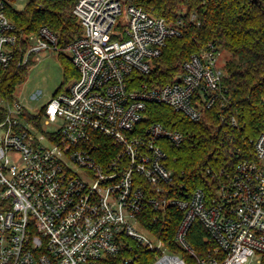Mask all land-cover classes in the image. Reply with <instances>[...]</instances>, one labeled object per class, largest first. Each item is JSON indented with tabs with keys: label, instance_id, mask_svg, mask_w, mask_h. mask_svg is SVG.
I'll return each mask as SVG.
<instances>
[{
	"label": "built area",
	"instance_id": "built-area-1",
	"mask_svg": "<svg viewBox=\"0 0 264 264\" xmlns=\"http://www.w3.org/2000/svg\"><path fill=\"white\" fill-rule=\"evenodd\" d=\"M64 1L82 26L67 47L48 27L19 33L10 0H0V85L42 50L68 56L78 74L38 115L0 95V264H264V130L227 154L228 129L240 123L221 51L209 43L171 82L151 83L197 15ZM151 105L194 122L220 112L218 152L227 155L204 166L208 189L174 173L167 150L184 135L152 122ZM42 112L47 125L63 122L56 133L43 131Z\"/></svg>",
	"mask_w": 264,
	"mask_h": 264
},
{
	"label": "trees",
	"instance_id": "trees-1",
	"mask_svg": "<svg viewBox=\"0 0 264 264\" xmlns=\"http://www.w3.org/2000/svg\"><path fill=\"white\" fill-rule=\"evenodd\" d=\"M264 2V0H262ZM15 0L7 4V14L25 35L38 34L48 27L59 38L61 47H67L82 34V26L73 13L74 2L64 0H29L23 11L13 7ZM160 17L171 20L179 14L195 13L197 21L189 25L180 38L169 42L162 58L152 74L154 85L171 82L181 71L182 64L192 54L204 50L209 43L230 54L226 62L224 80L232 96V113L240 123L239 128H227L232 139L228 141L227 154L232 144H242L256 138L264 130V6L256 0H133ZM200 23V25H198ZM65 81L77 78V70L71 59L63 53ZM33 62L26 66L13 64L0 85V95L12 97L17 87L28 76ZM60 93L58 90L55 96ZM148 115L152 122H160L171 130L184 135L180 146L169 144V163L176 175L184 174L193 182V189H208L209 177L204 166L226 157L218 152L220 112L207 113L200 122L189 120L183 114L166 105H151ZM43 112L38 117L40 123Z\"/></svg>",
	"mask_w": 264,
	"mask_h": 264
},
{
	"label": "rangeland",
	"instance_id": "rangeland-1",
	"mask_svg": "<svg viewBox=\"0 0 264 264\" xmlns=\"http://www.w3.org/2000/svg\"><path fill=\"white\" fill-rule=\"evenodd\" d=\"M28 2L29 0H15L13 7L18 11H23ZM229 59L230 54L221 51L219 66L224 68ZM75 79L73 77L69 81H65L64 68L58 53L42 50L34 56V63L29 68L27 79L17 87L14 97L25 106L31 115H38L41 109L53 99L58 90L64 92ZM62 124L63 122L58 119L47 125L46 119H42V129L45 133H56ZM259 259L261 258L250 259L246 264H258L257 260Z\"/></svg>",
	"mask_w": 264,
	"mask_h": 264
},
{
	"label": "water",
	"instance_id": "water-1",
	"mask_svg": "<svg viewBox=\"0 0 264 264\" xmlns=\"http://www.w3.org/2000/svg\"><path fill=\"white\" fill-rule=\"evenodd\" d=\"M256 1H258L260 4L264 6V2L262 0H256Z\"/></svg>",
	"mask_w": 264,
	"mask_h": 264
}]
</instances>
